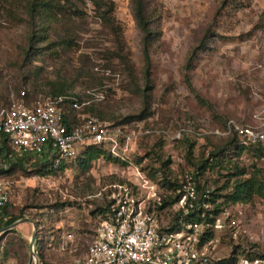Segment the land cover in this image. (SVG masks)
I'll list each match as a JSON object with an SVG mask.
<instances>
[{"label":"rangeland","instance_id":"rangeland-1","mask_svg":"<svg viewBox=\"0 0 264 264\" xmlns=\"http://www.w3.org/2000/svg\"><path fill=\"white\" fill-rule=\"evenodd\" d=\"M95 1L78 0L75 19L71 4L72 18L53 22L51 38L69 35L68 29L75 40L71 49L54 53L37 49L46 43L37 45L32 36L28 0H0V104L21 90L29 100L46 98L50 85L67 78L73 87L66 94L80 105L76 115L95 116L117 131L115 153L109 144L102 148L119 159L100 157L86 170L78 157L42 170L30 161L1 174L6 211L27 220L0 227V264H33V233L38 263L83 257L110 200L122 192L117 186L145 197L135 185L136 169L158 182L166 160L164 173L181 190L191 185L196 199L208 192L216 198L203 204L207 210L218 205L219 212L212 224L204 219L202 234L209 228L211 238L201 241L202 252L219 262L253 256L264 264V152L257 146L240 151L229 143L233 134H224L228 119L252 127L264 123V0H148V73L133 0H112L119 40ZM250 177V189L233 201L235 183ZM157 189L161 199L174 195L160 183ZM154 210L165 227L180 207Z\"/></svg>","mask_w":264,"mask_h":264},{"label":"built area","instance_id":"built-area-1","mask_svg":"<svg viewBox=\"0 0 264 264\" xmlns=\"http://www.w3.org/2000/svg\"><path fill=\"white\" fill-rule=\"evenodd\" d=\"M71 101L78 109L79 102L70 95L48 99L29 100L25 91L0 106V167L7 168L14 157L23 156L32 161L53 160L50 168L74 159L91 144H109L115 153L114 128L95 116L71 122L64 115L62 105ZM235 133L244 145L257 144L264 148V123L257 127L228 119L224 134ZM179 134V133H178ZM137 188L145 197L136 198L127 187L118 185L121 193L114 196L112 213L102 219L85 255L70 264H218L201 250V229L205 220L188 221L174 229L158 225L155 206L145 208L148 202L160 203L157 184L136 169ZM196 193L193 186H184V193L175 204L183 213L193 208ZM8 201L5 189L0 188V207ZM260 258H239L234 264H261ZM37 264H39L37 262ZM53 264V263H50Z\"/></svg>","mask_w":264,"mask_h":264},{"label":"trees","instance_id":"trees-1","mask_svg":"<svg viewBox=\"0 0 264 264\" xmlns=\"http://www.w3.org/2000/svg\"><path fill=\"white\" fill-rule=\"evenodd\" d=\"M76 1L78 0H28L27 2V14L30 18V23H32L33 27L36 26V29H32V36L35 35V42L38 45V43L45 42L46 44L43 46L42 44L37 46V49L39 50H45L50 49L54 53H57L59 51H64L71 49L73 46V43H75V40L71 38V34L69 30L67 29V32L69 35H64L62 37H57L55 39L51 38V27L54 24L53 22L57 19H65V15H69L68 19L70 17L72 18L71 12H69V5L74 4V19L76 18L78 7L76 5ZM95 4L98 8L104 7V9L101 12V16L103 18L105 26H107L111 33L115 36H117L119 40L120 36V27L115 21V18L113 16V1L112 0H96ZM68 11V13L66 12ZM133 15L137 22V25L142 33V40H141V48H142V54L144 58V65L146 67V73L149 72V66H150V57H149V51L150 46L153 41V31L151 28V22H152V14L149 10V3L148 0H133ZM64 34H65V30ZM31 36V39H32ZM53 39V40H52ZM73 87L72 83L67 80V78H64L63 80H59L56 84H52L49 87V90L47 92L46 98H38V99H48V98H54L59 95H70L66 94L68 90H70ZM33 91H37V88L33 85ZM25 91V90H24ZM74 97V96H73ZM25 98L28 99V93L25 91ZM78 101L76 97H74ZM9 102L6 101L0 106L5 105ZM64 110V115L67 119H69L72 123L78 122L80 118L76 115L75 110L71 108V101H65L62 105ZM233 135L229 138L230 144H234L236 147L240 149V151H243L247 147H260L262 148L264 152V148L261 145L257 144H249L244 145L239 142L238 137L235 133H232ZM103 144H91L86 146L84 149L81 150V152L75 157H78V163L80 167L83 170H86L90 167L91 163L95 161L96 159L103 157L107 159L110 162H118L119 159L113 158L110 153H106L105 150L102 148ZM194 146V142H189V153L191 152L192 148ZM213 155V154H212ZM215 156V155H214ZM32 161L30 158L18 156L14 157L12 160H10L7 168L0 167V175L9 172L14 167L19 166L23 167L24 164H27L28 162ZM34 165L38 166V170L42 169H48L52 165L53 160L44 158V159H37L35 161H32ZM169 160L163 161L162 165L160 167L161 170H163V177L161 180H158V182L153 181L155 179L154 175H151L150 180L154 182L155 184L160 183L161 186L170 189L174 195L168 196V198L163 197L161 199L160 197V203L155 205V209L162 210L166 207L172 206L174 203L178 202L181 196L184 193V190H181V185L177 183V181H171L167 176L165 175V169L168 167ZM207 165V160L204 159L201 161V163L196 167L197 173H201V170H203ZM196 179V176H194ZM250 183V184H249ZM253 183L252 178H246L243 182L239 180L234 185V192L231 194V199L233 201H238L242 199V194L244 193L243 190H247L248 187H251V184ZM250 189V188H248ZM179 190L177 194L175 192ZM255 193H258V190H255ZM210 194H206V197L198 198L194 201L193 208L189 209L187 213H183V211L180 209L178 212V215L175 217L173 222H171L170 225H168L169 229H174L177 227L178 224L186 223L188 221H195V220H206V222L209 224H212L214 221V216L218 214L219 208L217 206L213 210H207L203 208V204H213L216 201L215 196L213 197H207ZM230 196H225V201L229 200ZM114 199L110 200L105 213L104 218L106 219L109 214L112 213L111 206L114 203ZM220 205V204H219ZM149 210V208H147ZM0 227L3 225H8L12 223L18 216L11 215L6 211V204L0 207ZM203 215V216H202ZM210 215H212L210 217ZM214 215V216H213ZM211 238V232L209 231V228H206V231L201 236V241H205V239ZM35 252L39 256L40 251L38 245H34ZM246 258L252 259L253 256H247ZM235 258L231 257L228 259L221 260L220 264H234ZM39 264H50V263H43L40 262Z\"/></svg>","mask_w":264,"mask_h":264},{"label":"water","instance_id":"water-1","mask_svg":"<svg viewBox=\"0 0 264 264\" xmlns=\"http://www.w3.org/2000/svg\"><path fill=\"white\" fill-rule=\"evenodd\" d=\"M24 220H27V218L15 220L12 223H10L8 226H6V228H10V227L16 225L17 222L24 221ZM3 229H5V228H3ZM34 241H35V234L33 233L31 236V239H30V259L32 260L33 264H37L38 261L36 259V253L34 251Z\"/></svg>","mask_w":264,"mask_h":264}]
</instances>
